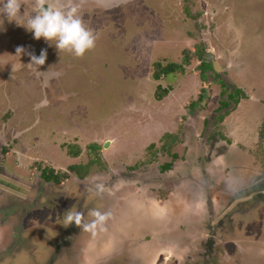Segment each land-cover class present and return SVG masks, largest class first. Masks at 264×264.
<instances>
[{
    "label": "rangeland",
    "instance_id": "rangeland-1",
    "mask_svg": "<svg viewBox=\"0 0 264 264\" xmlns=\"http://www.w3.org/2000/svg\"><path fill=\"white\" fill-rule=\"evenodd\" d=\"M103 1L100 4L97 0H75L85 25L98 37L95 48L83 57L59 53L43 38L36 40L24 27L4 19L0 29V140L8 144L3 162L8 170L17 171L24 179L31 178L33 173V180L38 170L63 171L69 180L63 179L64 185L51 186L67 195L63 190H78L75 175L68 168L90 162L95 156L89 155L87 149L98 146L110 171L101 170L99 162L90 173L107 176L102 177L106 182L117 177L120 185H125L129 182L123 176L133 175L128 168L137 163L145 164L135 169L139 171V180L149 172L155 174L165 164L174 163L172 157L162 154L166 143L176 141L174 153L185 155L186 149L181 146L185 144L184 131L201 130L203 120L208 118L211 136L218 132L223 138L227 135L230 141L240 142L244 153L234 155L232 165L251 167L256 173L250 180L245 178L246 173H238L234 168L231 175L238 176L239 182L225 187L235 194L228 202L233 201L234 206L236 197L247 200L249 190H262L264 180L260 178L264 167L259 163L258 166L256 160L264 158V0ZM204 43L206 54L214 55L212 69L206 74L211 83L204 110L189 113L188 106L199 98L204 86L198 69L200 62L195 60L187 66L186 73L160 82L152 78L153 65L180 64L184 51L194 52L196 45ZM21 46L26 51L19 58L16 49ZM41 50L47 51V60L39 70L60 73L47 84L35 68L27 66L31 62L27 53L39 56ZM218 73L243 87L250 96L228 116L232 119L231 132L224 127L218 129L215 125L219 123L214 122L221 93L218 83L213 82ZM159 86L173 87L177 93L169 94L167 103L159 101ZM184 104L186 111L182 114ZM204 133L206 139L210 134ZM79 148V157L69 155V151ZM255 164L258 168H254ZM123 169L129 173L123 175ZM3 186L6 185L0 181L1 190ZM129 190L138 192L137 188ZM171 191L174 190L166 193ZM72 197L71 201L58 196L40 197L36 211L22 221L26 241L13 246L10 258L0 260V264H48L51 260L61 264L63 245L58 241L62 236L58 229L65 228L64 213L78 208V199ZM255 200L264 202V197L259 195ZM249 203L251 206L252 202ZM261 204L248 215H236L233 223L239 229L233 232L234 239L247 248L249 260L264 264V203ZM162 250L159 248L148 259L157 260ZM167 253L166 257L171 254Z\"/></svg>",
    "mask_w": 264,
    "mask_h": 264
},
{
    "label": "flooded vegetation",
    "instance_id": "flooded-vegetation-1",
    "mask_svg": "<svg viewBox=\"0 0 264 264\" xmlns=\"http://www.w3.org/2000/svg\"><path fill=\"white\" fill-rule=\"evenodd\" d=\"M206 121L207 118L203 120L201 130L193 128L190 131L191 134H187V138H184L185 144L181 146L186 149V154L180 156L177 153L175 158L172 157L174 163L171 169L163 170L161 166L158 170L156 169L155 174L149 172L151 174H147L148 177L140 178V180L136 176L139 171H131L133 175H129L130 177L123 176L124 180L129 182L122 184L123 186L120 185L117 177L106 182L102 180V177L107 176L95 175L92 174L93 172L85 178L75 175V185L78 190L73 191L71 187L69 190H63L67 195L52 188L51 185L55 186V183L47 181L39 170L35 175L36 180L32 179L33 173L31 178L24 179L17 171L8 170L3 163L7 158H5L4 149L8 144L0 140V181L6 185L3 186V190L0 189V225L11 227L8 238L0 242V260L10 258L11 255L9 257L8 255L13 246L26 241V231L22 221L28 214L36 211L40 197L58 196L63 200L71 201L73 195L79 201L77 210L83 211L88 221L92 219L90 215L92 210L111 212V218L107 222L109 230L114 220L118 221L127 215L128 200L135 195L141 196L143 201L144 196L147 198L145 203L150 206L147 207V212H152L154 208V217L142 216L143 220L128 235L120 237V243L114 242L109 237L100 238L99 235L93 238L90 233L82 231L75 224L58 229V233L62 234L58 241L63 245L61 256L64 261L61 264H260V260H249L244 243L234 239L233 229H239V226L233 222L236 215L242 216L241 213L253 211L257 205L264 203L255 200L259 195L264 197V187L258 192L255 189L252 190L253 192L249 190L246 195L247 200L236 197L234 206H232L233 201L228 202L229 199L233 200L235 194L225 188L229 183L217 181V176L227 173L228 179H234L231 175L234 171L232 159L220 152L224 150L222 148L224 145L230 147L233 143L222 138L218 132L211 136L212 133L205 126ZM205 131L210 134L206 139ZM221 157L226 159V164L222 162L216 165V160ZM261 161L258 163L263 165ZM259 164L258 166H261ZM123 170V175L129 173V170ZM65 179L69 180L67 177ZM260 179L264 180V175ZM61 185H64L63 180L59 186ZM261 185L264 186V183ZM125 187L127 191L124 190ZM136 188L138 192L128 191V189ZM82 190L86 192L82 193ZM166 190L174 191L168 194ZM176 192L185 193L189 198L190 214L181 215L171 231H168L161 209L166 211L170 199ZM216 196L218 201L214 198ZM249 196L252 197L251 200ZM249 201L252 202L251 206ZM130 209L134 210L131 207ZM156 212H158L157 215ZM34 220L37 221L35 217H33ZM226 228L229 229L226 230ZM261 230L264 232V228ZM81 237L82 241H80ZM246 240L244 238V241ZM83 241L88 243L83 246ZM101 244L106 247L112 246L115 251L101 255L98 253L102 250ZM159 248L164 250L160 251L157 260H149L148 258L157 254ZM140 250L142 254H149L146 256L144 254L143 259L138 258L134 254L138 255ZM166 252L171 254L166 257ZM48 264H59V260H51Z\"/></svg>",
    "mask_w": 264,
    "mask_h": 264
},
{
    "label": "clouds",
    "instance_id": "clouds-1",
    "mask_svg": "<svg viewBox=\"0 0 264 264\" xmlns=\"http://www.w3.org/2000/svg\"><path fill=\"white\" fill-rule=\"evenodd\" d=\"M4 19L24 27L36 40L43 38L50 46L54 45L59 53L67 52L75 57H83L94 49L98 38L95 32L85 25L75 0H68V3L61 0H0V29ZM25 51L24 47H18L16 55L20 58ZM27 55L31 61L27 66L35 68L36 72L44 77L45 84L59 77L60 73L48 74V70H39L46 63V50H41L39 56L32 52ZM90 215L92 219L88 221L83 211L71 209L64 213V226L75 224L82 231L90 233L93 238L106 233L111 212L92 210Z\"/></svg>",
    "mask_w": 264,
    "mask_h": 264
},
{
    "label": "trees",
    "instance_id": "trees-1",
    "mask_svg": "<svg viewBox=\"0 0 264 264\" xmlns=\"http://www.w3.org/2000/svg\"><path fill=\"white\" fill-rule=\"evenodd\" d=\"M201 45H203L204 47H202ZM206 55L207 54H206V49H205V43L198 44L196 45V49L194 52L190 50L184 51V59H183V62L180 64L172 63V62L171 63L167 62L166 64H164L163 62H158L153 65L152 78L155 81L160 82L161 80L171 75L173 76V75H177L181 73H186L187 66L189 67L190 65H192L195 60L200 62L198 69H199L200 77H201V80L203 81L204 86H203L202 94L199 96V98L197 100L192 101L190 105L188 106L189 113L198 114L199 112H202L204 110L203 107H205L206 105V103L204 102L207 100L206 98L208 96L207 88L210 85L209 83H211L210 79L207 77L206 74L208 71L212 69V63L205 60ZM213 82L214 83L217 82L218 86H220L221 88L219 105L217 109L214 111V116L218 115L215 117L216 120L214 119V116H213L214 122L217 121L216 123L217 124L219 123L218 125H215V126H217L218 129H220L225 119L238 109L242 100L248 99V95L246 94L244 89L238 87L235 83L231 82L230 79L228 78L225 79L224 77H221L220 73L215 75ZM172 90H173L172 88L165 89L162 86H159L156 91L157 99L159 101H163L166 97L169 96ZM209 125H210V120L207 119L206 124H205L206 128H208ZM172 135L173 134H170V138L172 137ZM176 145H177L176 141H170L169 143H166V145L162 146V152H163L162 154H166L169 157L175 158L176 154L174 153V147ZM89 148L87 149V153L89 155L93 153L95 158L85 165L83 164L80 166H73V167H69L68 169L69 172L73 173L79 178H85L89 176L91 174L90 170L92 168L94 169L95 165H97L99 162L101 164V167L103 168L105 167L104 169L101 168V170L110 171V169L106 166L105 160H103V158L99 154L102 148L98 146L97 147L89 146ZM153 148L154 147L150 148V152L154 150ZM262 148L264 147L262 146ZM80 153H81V148H79L76 152L69 151V155L71 157L72 156L79 157ZM262 154L264 157V149H263ZM261 160L264 162V158H262ZM142 163L143 161L141 163H137L136 165L132 167H129L128 169L134 171L140 166L145 165L144 163L143 164ZM107 164L109 165V163ZM172 165H173L172 163L165 164L163 166V170L171 169ZM42 175L47 181L53 182L56 185H60L61 181L65 179L66 177H68L67 173L63 171L57 172L55 169H51V168L44 171Z\"/></svg>",
    "mask_w": 264,
    "mask_h": 264
},
{
    "label": "crops",
    "instance_id": "crops-1",
    "mask_svg": "<svg viewBox=\"0 0 264 264\" xmlns=\"http://www.w3.org/2000/svg\"><path fill=\"white\" fill-rule=\"evenodd\" d=\"M213 55V54H212ZM178 75V74H177ZM176 76V75H174ZM168 78V77H167ZM167 78L163 79V80H166ZM162 81V80H161ZM176 84V83H174ZM242 89H244L243 87H240ZM173 89V87H172ZM245 90V89H244ZM176 92V90H172V92ZM246 94L248 95V98L250 97L249 94L247 93V91L245 90ZM170 93V94H171ZM168 97H166L163 102L167 103L168 100H167ZM244 100H242L243 102ZM185 105H183V108H182V114H183V111L185 112L186 109H185ZM241 105V103H240ZM235 113V112H233ZM232 113V114H233ZM231 114V115H232ZM230 115V116H231ZM191 116V115H190ZM229 116V117H230ZM227 117L225 119V121L222 123V127H224V130H228L229 132H231V118ZM208 119V118H207ZM182 119H179V122H181ZM180 125V124H179ZM177 126V128L175 129L174 132H176L178 130V127L180 126ZM249 126V125H248ZM237 131V130H236ZM237 133V132H236ZM188 135H190L191 133L190 132H185L183 133V136H182V139L185 140L184 138ZM227 136V135H226ZM225 136V137H226ZM224 137V138H225ZM223 138V136H222ZM227 141H230L228 139V136H227V139H225ZM231 143H233L232 146H228V145H224L222 148L224 149L223 151H220L221 153H224L225 156H229L230 159H232V162L234 160V155L236 154H239L241 152L244 153L242 151V147H241V144L240 142H232L230 141ZM257 143V142H256ZM103 151V150H102ZM226 159L224 157H221V158H218L215 162V164L219 165L221 164L222 162H224L226 164L227 161H225ZM256 164L258 165V161L256 160ZM229 163V162H228ZM232 164V163H231ZM254 166L258 168V166ZM263 165H264V162H263ZM19 165H17L18 167ZM233 166V165H232ZM31 167V166H30ZM34 167V165H33ZM235 170L238 171V173H246L247 176H245L246 179H250L252 180V176L256 175L255 173V170L253 168L250 167V169L248 167H240V165H236L235 167ZM257 172V170H256ZM237 173V174H238ZM72 174V173H71ZM226 174V178L224 179L223 176ZM228 174L227 173H222L220 174L219 176H217V181H226L227 183H229L230 185L231 184H236L237 182H239V178L238 176H235L234 179H228L227 176ZM233 177V176H232ZM231 177V178H232ZM254 178V177H253ZM236 182V183H234ZM228 185V184H227ZM224 189V188H223ZM130 200H128V205H129V211L126 213L127 215L123 217V219H120V220H114V223L113 225L111 226V228L109 230H107L106 233H103V234H100V238H105V237H109L110 239H112L114 242H117V243H120V237L121 236H125V235H128L129 232H131L137 224L140 223V221L143 220V217L142 216H149L151 215L152 217H154L155 215V209L153 208V211L152 212H147V207L149 208L150 206H148V204L145 203V201L147 200V198L144 196L143 199L144 201L142 200V197L141 196H135L134 195V198H129ZM137 206V207H136ZM130 207L132 208L133 211H131ZM190 201H189V198L186 197L185 195H183L182 193H178L176 192V194L170 199V203L168 204V207L166 208V211H164L163 209H161V215L163 217H165L164 221L166 222L167 224V228H168V231L170 230L171 231V228L177 223V221L179 220L180 216L181 215H184L185 214H190ZM133 212V213H132ZM158 214V212H156V215ZM190 216V215H188ZM142 217V219H141ZM3 224V223H2ZM11 230V227L9 225H0V242L1 241H4L5 238H8V233H10L9 231ZM124 231V232H123ZM127 231V232H126ZM102 241V239H101ZM112 246H108L106 247L104 244H101V249L100 251H98V253H100L101 255L106 254L107 252H114L113 251V247L111 248ZM139 253H141V250L139 251ZM143 253V252H142ZM139 254L140 256H138L137 254H134L138 257H142L144 258V254L145 256L149 253H144V254ZM150 256V255H149ZM101 257V256H100ZM18 258V257H17ZM141 258V259H142ZM16 260V258H15Z\"/></svg>",
    "mask_w": 264,
    "mask_h": 264
},
{
    "label": "water",
    "instance_id": "water-1",
    "mask_svg": "<svg viewBox=\"0 0 264 264\" xmlns=\"http://www.w3.org/2000/svg\"><path fill=\"white\" fill-rule=\"evenodd\" d=\"M98 1V3H104V1L103 0H97ZM118 1V0H117ZM121 1H125V0H121ZM112 2V1H111ZM119 2V1H118ZM117 2V3H118ZM212 59H214V55H212V54H207L206 56H205V60L206 61H209V62H211L212 61Z\"/></svg>",
    "mask_w": 264,
    "mask_h": 264
}]
</instances>
